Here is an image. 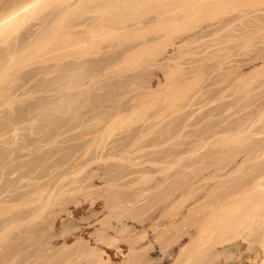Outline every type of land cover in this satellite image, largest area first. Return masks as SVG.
Segmentation results:
<instances>
[{
	"label": "bare ground",
	"instance_id": "6f19581e",
	"mask_svg": "<svg viewBox=\"0 0 264 264\" xmlns=\"http://www.w3.org/2000/svg\"><path fill=\"white\" fill-rule=\"evenodd\" d=\"M148 1L149 0H10V1L7 0V2H6V0H5V1H3V4L5 2L6 3L4 5L1 4L2 6L0 7V45L5 43L6 46L0 47V83L5 84L3 82L7 81L6 83L9 82L8 83L9 85H7L6 88L4 85V87L2 88L3 90H0V97H4L3 104H7L9 107H11L13 109H14V107H12L13 106L12 103H14V102L21 103V107L23 106L22 108H25V109H26V105L27 104L29 105L28 102H30L31 100L34 99L32 101V103L36 100H37V102L33 103L34 106H36L34 108L35 110L29 109L30 111H25V114H22L21 117H19V118L18 117L16 118L14 116L15 109L13 111L10 108L12 111L9 110L6 113L7 116L3 117V118L7 117L8 122H6V123H8V125L5 126L4 125V124H6L5 122L3 124V120L6 121L7 119L6 120L3 119L0 122V126L2 123V127H0V143H1V145H0V264H139L138 262H140V261L142 263H144L141 260V258H143L144 256L146 257V254H148L151 251V250L147 251L146 249H147V246L149 247L152 244H150L149 239H147L148 245H147V243L144 245V242H146V239H144V238H149L148 236H151V235H148L149 229H147V228H148V226L149 227L151 226L150 224L152 223V221L148 226L147 225H146V227L144 226L145 228L143 227L144 229L142 228L143 230L138 231L137 233L133 232V230L129 228V226L126 222L128 219H131V218H135L137 220L142 221V219H138V218H142L141 213L143 214V213L147 212V209H150L148 207L147 208L144 207L149 203V201H147L148 203L145 202L146 205L145 204H143V205L141 204V206L136 205L137 203H136V201H134L136 199L134 198L133 195H136V198H138V197L140 198V196L142 197V196L146 195V194H144V191L147 192V194H148V191H150L149 194L152 193V197H153V195H155V191L158 190L157 188L159 187V185H162V183H163V186L165 184V186L167 188L166 190H168L169 187L171 186V184H170L171 179L170 178H172L173 175L167 176L166 179H165V177L164 178L161 177L163 181L166 180L164 182L160 181L159 183H157L159 178H157L158 180L155 179L156 183H157V184L155 183L157 186H155L153 184L155 186V188L153 186H151L152 184L149 185V182L152 183L153 175L160 174L164 169H165V171H168L167 169H169L171 167V165L174 164L175 161L178 162V159H176L177 156H179V160H182V159L185 160L184 156L181 155V157H180V155H178L177 152L174 153L176 150L175 151L172 150V148L167 145L170 143L171 138L175 137L174 139H176V136H174V135H171L172 137L170 136V133H169L170 129L169 128H171V127L168 126V124L171 125L170 123L173 122L174 120L171 118L173 121H167L166 125L163 124L166 127L162 129V127H164L162 125V127H160L161 131L158 132L159 134L158 133L154 134V131H159V130H156L157 127L155 126V124L156 125L162 124L160 122H163L164 120L166 121L167 118H163V116H162L160 118H163V119H162V121H160L161 119L159 118V116L153 117L155 114L152 116V118L149 116L150 117L149 120L145 119L147 122L145 120L144 121H145V123L150 124V125H152L151 122H153V124L156 128H153L154 126L152 127L153 129H150L151 128L150 126H149L150 128H148L152 131L151 133L153 135L150 132H148L150 130H147V128H146L147 126L144 127V124H145L144 123L143 127H144V129H146L147 132L146 131L144 132V130H142L143 127H141V129L140 130L138 129V131L134 130L135 133L137 135H139V131L142 130L144 132L143 135H145L144 137H146L148 135H152V136L149 137L147 140H144L147 137L144 138L143 135H141L142 134L141 133L142 131H141L140 132L141 134H140V136H138V138H143L144 141L141 142V140L139 139L140 140L139 141L140 143H139L137 141L138 139L136 138L137 139L136 141L138 143L136 141H135L136 143L135 142L133 143V142H131V139H129V141H128V138H130L129 137L130 135L129 136L127 135L124 137L121 136L118 139L114 138V139L109 141L108 140L109 138H107V137L105 138L104 135H103L104 136L103 137L102 134L101 135L99 134V132L97 131L98 130L97 126H99L101 123H105L106 122L105 119H107V121H108V123H106V125L108 126L110 124L109 122H111V120H109V118L110 119L111 118L116 119L115 117L105 118L107 115L103 118L100 117V119H101L100 121H102V119H103V121L98 122L99 119H97L96 120L97 122L95 121L96 123L95 124L93 123L94 126L97 125L96 126L97 130L94 131L91 128L92 124L90 123V120L88 122L86 119V121L89 123L91 130H89L90 128L87 125L83 124L86 121L82 120V118L79 119V118H77V116L75 117L74 115H73L74 117H69V118H64L65 116H63L64 114L69 113L68 112L69 109H71L70 112L73 110V108H74L73 105L77 106V104H73V103H75V102L77 103L78 101L80 102V100H81V98H80V100L77 98V101H76V97H79L76 95L79 92L76 93L75 89L78 86H82L85 79H87V80H85V82L88 83V81L90 80L89 78L92 77L93 74H95V73H92L95 70L94 66L91 67L92 62L95 61V59L93 61H91L92 58L88 57V56H85L88 58L84 59L85 58L84 55H86V54L88 55L90 53V51L92 52V50L95 48L97 50H99V52H100L102 50L105 51L109 47H113L116 50V52H114V53H116L117 55H118V52L119 53L121 52V54H127L124 51L127 50V52H128L130 49H131V51L135 49V51H133L132 53H134V52L136 53V49L139 52V50L141 48H143V46H144L143 43L145 41L139 42V43L143 44V46H139V49H138L139 43H138V45L133 44L134 45L133 46V45H129L128 44L129 42L128 43L126 42L125 44H128V47H129V49H128L127 46H126V48H124L125 45L123 43H121L122 48H118V46L120 47L121 44L114 45V46H117V48H116L114 46H111L110 45L111 43L108 44L110 41L107 40L108 43L104 42L105 39L102 40L101 38H99L98 40H96V42H95V39H94V41H91V40H93V38L96 37L97 32H99L100 29H104V28L105 29L107 28V30L109 28V32L110 31L112 33L115 32L116 34H117V32H118V34L120 32H121L120 34H122V31L125 32L126 30H129L127 32H133V31L135 32L137 30H141L142 33L139 31L141 34L147 35V33H149V30L146 28H148V27H146V26L141 27L142 29H144V31H142V29H140V26H142L141 20L139 22L137 21L138 24L140 23L139 27H138L136 20L134 21V23L136 22L135 25H134V23H131L130 21H128L134 25L133 27L139 28V29H135L132 27L134 30H131L132 25L130 26V23H128L129 25H126L127 20H125V19H143L140 16H139L140 18L135 17L136 14L133 12L137 8H139L140 5H145ZM249 1L259 2L261 0H173V2H175L174 6H172V7L164 6L160 9H158L156 7L157 9H154L152 12V13L155 12V14H153L152 16H149V18H147V19H155V20L158 19L159 20L160 18L163 17L162 15H164V17L162 18V22L165 21V23L161 24L160 26H162V25L166 26L167 23H166L165 19H167V22L172 19L174 21L171 20V22L175 23V19L180 18L181 16L183 17L184 15L185 16H192L194 14H197L199 11L205 9L207 6L219 5V4H231V3H237V2H249ZM156 6H158V5H156ZM160 6H162V5H160ZM80 7H82V9H80ZM50 8H51V11L47 13L46 10H49ZM130 10L133 13V14L131 13L132 15L127 13L128 11L131 12ZM45 11H46V13H45ZM257 11H258V9H257ZM178 12L182 13V15H180V17L178 16L176 18V15H178V14H176V15H173V14L178 13ZM41 14L43 15V17L40 16ZM185 16H184V18H185ZM242 17H241V19H242ZM244 17H245V15H244ZM34 18H36V19H34ZM70 19H73V22ZM75 19H83V20L77 21ZM109 19H112V20L108 21L110 23H112L114 21H115L114 23H117V21H119V19L124 20L126 23H124V21L120 20L121 22H123L124 25H122V24L121 25H114V23L113 24H107V20H109ZM180 19L182 20L183 18H180ZM69 20H70V22H69ZM74 20L76 22H74ZM103 20H105V21L103 22ZM158 20H156V21L161 22V19H160V21H158ZM105 22H106V24H104ZM153 22H155V21H152V24H153ZM157 22H155V24ZM37 23H39V26L36 25ZM33 24H35L38 27L36 31L30 29L31 25H33ZM147 24H149V22H147ZM147 24H144V25H147ZM35 25H34V27L36 28ZM149 25L151 26V24H149ZM168 25H169V27H164V31H162L163 26H162V28L160 26H158L159 27L158 31H157L158 27L157 26L154 27V28H156L154 31L155 32L157 31L158 34H159V31L160 32L162 31V32H165L166 34H168L169 36L171 34L173 35V24H171L172 25L171 30H170V24L169 23H168ZM165 28L166 29L169 28V32L172 31V33L169 34L168 30L166 32ZM149 29H151V28H149ZM160 29H162V30H160ZM146 30H148V31L146 32ZM151 30H150V32H151ZM127 32H125V33H127ZM27 34H29V35H27ZM136 34H131V35H133L132 40H135V38L137 40L139 38V37L137 38V36L141 35V34H137V35ZM166 34L163 36L161 35L162 38L165 36L163 38V41H166L165 39L169 38L168 35H166ZM172 35H171L170 39H168L169 41L172 40V38H173ZM89 36H91V39H88ZM154 36H156V35H154ZM141 37H142V35H141ZM145 37H144V39H145ZM100 39L102 40L104 45L101 43V41L98 42ZM151 40L149 39L148 41H149V43L152 44L153 42H150ZM157 40L159 42L162 41V40H160V38H157ZM138 41H139V39H138ZM158 41H156V42L154 41V44L155 43L158 44ZM97 42L99 44L101 43L102 46H100L99 44L95 45V43H97ZM105 43H107V44H105ZM146 43H147V41L145 42L144 48L146 49V47H148L149 49H151V44L147 45ZM130 44H132V43H130ZM155 46H153V47H155ZM109 49H111V51H112V48H109ZM109 49L107 52L110 51ZM29 50L30 51L32 50V52H31L32 55L40 54L39 55L40 59L42 61H45V62L48 61V63L45 65H42V66L34 67L25 73L19 74V72H18L19 68H17L18 62H20V60L24 59V57H22V56L24 55L25 52H28L29 54H31L29 52ZM141 50L143 51V49H141ZM146 50H148V49H146ZM93 51H95V50H93ZM104 51H102V52H104ZM107 52H104L103 55H105V54L107 55ZM122 52H124V53H122ZM79 54H81V55H79ZM45 55H49V57L45 58L44 57ZM75 55L80 56V61H78L79 58L75 59L77 57ZM127 55H129V54H127ZM71 56H75V57H73V59L70 58L71 60L67 59L68 61L64 60L66 57H71ZM81 56L84 57V58L82 57L84 59L83 61L81 60L82 59ZM101 57L104 58L105 56L103 57L101 55ZM107 57H105L106 59L104 61H101V60H103L102 58H101V60H99L100 58L96 60V61L99 60V63H100V61H101V63L103 62L101 64L102 68H103V69L101 68L102 70H104V68H107V66L108 65L110 66V64H111L110 59ZM61 60H63V62H61ZM106 60L109 62H107ZM115 60H116V58H115ZM169 60H171V58ZM90 69H92L93 71L91 72ZM97 72H99V71L97 70ZM97 72H96V74H97ZM97 76L93 75V77H96V78H97ZM96 78H94V80ZM87 83H85V84L87 85ZM88 87H89V85H88ZM78 88H77V91L79 89H82L83 87H80L79 89ZM82 92L85 93L84 91H81V93ZM81 93H79L80 97H82ZM83 95H86V93ZM47 97H49V98H47ZM44 99L46 100L45 101L46 106L45 105L43 106L42 103L38 106L37 103L39 102V100H44ZM79 102H78V104H79ZM84 102H85V100H84ZM87 103H88V101H87ZM81 104H83V103H81ZM10 105H12V106H10ZM28 105H27V108H29ZM31 108H33V106ZM77 108L75 107L74 109L76 110ZM109 108H111V107H109ZM48 110L51 112L47 115L46 113H48L47 112ZM97 110H98V108H97ZM76 111H75V113H76ZM20 113H22V112H20ZM43 113L47 116H44ZM118 113L115 115H118ZM159 113H161V112H159ZM89 114H91V113H89ZM103 114H104V112H103ZM123 114H120V115L122 116ZM78 115H79V113H78ZM84 115H85V112H84ZM108 115H109V113H108ZM111 115H113V114H111ZM62 116H63V119L61 118ZM91 116H93V114ZM46 117H48L47 118L48 119V127H49V123L51 124V122L53 123L55 120L57 123L58 119L60 120V118L62 120L67 119V121H69V122H67L65 120H64V122L61 121V122H63V124H61V122L60 123L58 122L59 125L61 126V130L63 127L65 129L66 126L64 124L66 122L68 124V123H70V121L73 122L77 119L76 121L83 124L85 128H87V127L89 128L88 130L90 133L84 132L87 129L82 130L84 133H86V134L88 133L89 135L92 136V135L96 134V131H97L99 138L97 136L96 137L98 139H100L102 136V139L99 141H98V139H95L94 141L91 140L92 143L93 142L95 143V141L97 140V143H95L97 145L92 144L90 142V145H89V143H88V146L86 144L87 148H85L86 147L85 146L84 147L85 149L84 148H81V149L86 150V149H88V147L90 148L91 145L92 146L95 145L96 148H94V150L92 151L93 152L92 154L93 155L95 154L99 159H100V157L103 159V157L105 156L104 154H108V155H106L108 157L110 154L111 155L110 158L112 157V159H115V158H117L116 157L117 153H121V156H122L121 157L118 155L119 156L118 158L121 157L120 159H123V158H126V156H127V159H129L130 157L128 158V155H126L129 153L130 155L132 154L131 155L132 159L131 158L129 159L130 163L129 164H127V163L126 164H124V163L123 164H120V163L113 164L114 163L113 162L109 166L105 165L106 167L104 169L102 167H101L102 168L101 169L99 166L98 169L104 170V171L102 172V174L98 173V175H100V177L104 176L106 178V184H107V182L109 184L108 187L104 185L105 187L103 188L101 186L102 189L101 188H94V187H97V186H95V185H97L95 177L96 176L98 177V175H97V170L95 171L94 164H93V163H95L93 161H95V160L100 161L101 159L99 160L98 158L96 159L95 157H94L95 160H93V158L90 159V157H93L92 155L90 157H87V154L90 153V150L88 152V150L83 151V150H79V148L75 149L72 153L67 154L65 156V159H63L62 161L55 164V167L50 169L52 171H50L47 175H42L43 177H45V176H48V177L42 178L40 176H35L34 173H35V171L37 172V170H36L37 168L35 170L29 169L32 166L34 168V165H32L31 167H28L30 160L28 158H26V157L34 154L31 150H29L30 144L34 143L33 145H35L36 143L41 142V144L35 146V149H37L36 153L40 152V151L42 153H44L42 151V149L47 148L48 143L54 144L55 141L59 140L58 138H60V136L63 137L62 136L63 133L58 132L55 134L54 133L50 134L48 139H44L45 134H42L41 132L44 133L45 131L39 130L40 128H42L41 126L43 124L40 125L39 122L41 121V123H43L44 122L43 120ZM67 117H68V115H67ZM119 117L120 116H118L117 118H119ZM96 118H97V116H96ZM177 118H176V120H177ZM84 119H85V117H84ZM155 119L156 120L158 119L157 121H159V124L155 123L156 122ZM94 120H95V118H94ZM148 121H149V123H148ZM88 123H86V124H88ZM97 123H100V124H97ZM234 123H236V122H234ZM180 124H181V122H180ZM185 124H186V122H185ZM231 124H233V122ZM245 124H247V123H245ZM56 125H58V124H56ZM106 125H103L104 126L103 129H105ZM241 125L243 127L244 124H241ZM159 126H161V125H159ZM244 126H246V125H244ZM55 127H57V126H55ZM242 127L240 126V128H239V125H238V128L240 129L238 134H240V132L242 133V131H241ZM96 128L94 127L93 129H96ZM238 128L234 127L233 130H235V132H236V130ZM247 128H248V126L246 128L243 127L244 130L245 129L248 130ZM72 129L74 130V127ZM72 129H71V131H72ZM180 129L178 131L175 130L176 133L177 132L180 133V131H181ZM186 129H187V127H186ZM78 130L79 129H77V131ZM100 130H102V129H100ZM91 131H92V133L93 132L94 133L92 134ZM182 132H184V130H182ZM227 132H228V134H230L229 131H227ZM227 132H226V134H227ZM237 132H238V130H237ZM66 133H67V131H66ZM68 133H69V131H68ZM82 133H80V134H82ZM135 133H133L132 135L134 136ZM179 133H178V136H181V134H182L181 144H185L186 143L185 140L191 132L190 133L184 132L181 134H179ZM253 133H255V132H253ZM232 134L234 136V132ZM137 135H135V136H137ZM74 136L76 138V135H74ZM80 136L83 138L82 135H80ZM85 136L86 135L84 134V137ZM64 137L67 138L66 136H64ZM78 137L79 136H77V139H74V137L72 139H74V141H76V140L78 141ZM81 137L79 139H82ZM96 137L94 136V138H96ZM68 138L71 139V137H68ZM85 138H83V139H85ZM174 139H172V140H174ZM43 140H47V141L49 140V141L47 142V141H43ZM67 140H69V139H67ZM42 141L44 142L43 144H42ZM62 141H64V140L62 139L61 142ZM45 142L47 143L46 144L47 147L45 146ZM70 142H71V140H70ZM58 143H59V141H58ZM66 143H68V142H66ZM173 143L176 144L173 141H171L170 144L173 145ZM62 144H64V143H62ZM33 145L31 147H33ZM43 145H44V147H43ZM56 145H57V143H56ZM56 145H55V147H56ZM58 145H60V144H58ZM163 145H164L163 149H161V150L156 149V147L160 148V146H163ZM179 145H180V143H178V146ZM173 146H175V145H173ZM182 146H186V144L181 145V147ZM258 146H259V144L257 145L256 143H254V144L251 143V146L249 147V149L248 150L246 149L245 151L252 154L253 157L256 158V157H258L257 151L260 150L258 148ZM132 147H137V148L134 149ZM60 148H62V147H60ZM35 149L33 148L32 150H35ZM174 149H176V148H174ZM26 150L27 151L29 150L30 153H24V151H26ZM49 151L47 153L51 154V152H49ZM64 151H66V150H64ZM79 151L80 152L83 151V152L81 154H78V153H80ZM118 151H120V152H118ZM181 151H182V149H181ZM62 152H63V150H62ZM122 153H124V154H122ZM49 154H47V155H49ZM246 156H248V155H246ZM44 157H45V155H44ZM108 157L106 159H108ZM41 158H43V157H41ZM141 158L144 160H142ZM187 158L188 157H186L185 161H187ZM51 159H53V158L51 157ZM127 159H126V162H129V161H127ZM134 159L135 160L137 159V160L135 161ZM138 159H141V160L139 161ZM36 161H38V160H36ZM156 162H159V163L156 164ZM161 162L165 166H167L169 164L170 167L167 166L166 168L164 167L162 169L160 167L161 172L160 173L157 172L160 170H157L155 172V169H157V167L155 168V165L161 164V166H162ZM92 164H93V168H92ZM90 167H91V169H90ZM184 167L186 168L187 165L185 164ZM170 169H169V171H170ZM258 171H260V170H258ZM178 172L181 173L180 176L183 175V177L185 178V184L183 182L184 186H187V185L190 186L188 184V182H190V181H188L189 179L188 180L186 179V178H188L187 175H189V173L187 172L188 173L187 174L186 171H185V173L177 171V173ZM155 173H157V174H155ZM179 173L177 175H179ZM169 174H172V173H169ZM169 174H167V175H169ZM263 174H264V171H262V174L259 173L256 177L252 178V180L250 178H246V179H250V180H245V183L243 182V184L247 183V188L246 189L244 188V190H242V192L246 191V193H247L248 191H250L251 189H254V188H261V189L264 188V180H263L264 176H263ZM160 175H163V174H160ZM175 175H176V173H175ZM164 176H166V174H164ZM59 177H60V179H59ZM241 178H243V177H241ZM244 178H245V176H244ZM62 179H64L65 181L67 180V181L65 183L63 181H62V183H60V181ZM24 180H26V181H24ZM32 180H34V181H32ZM177 181H174V182L176 184H178ZM183 181H184V179H183ZM243 181H244V179H243ZM180 182L181 181H179V184H180ZM171 183H172V181H171ZM175 183H172V184L174 185ZM176 184H175V186H176ZM243 184H241V185L243 186ZM15 185H18V186L16 187ZM173 185H172V187H173ZM180 186H182V184ZM184 186H183V189H184ZM188 186H187V188H188L187 190L186 189L181 190L182 192H184L186 190L184 192V194L190 193V191H191L190 187L192 188V185L190 187H188ZM237 186H235V187H237ZM239 187H241V186H239ZM244 187H245V185H244ZM176 188L178 189V186ZM238 189L241 190L242 188H238ZM238 189H237V191H239ZM166 190H164V191H166ZM171 190H173V189H171ZM152 191H154V194ZM188 191H189V193H188ZM175 192H176V190H175ZM160 193H161V191H160ZM232 193L235 194L237 192L235 191ZM168 194H170V193L168 192ZM173 194H174V192H173ZM184 196H186V195H184ZM149 197H151V195L148 196V198ZM156 197H158V196H156ZM174 197H172V198L174 199ZM99 198H104L103 199L104 202L102 201V203H104L103 204V205H105L104 207L109 209V212H108L109 214L107 213L108 215H105L103 218L99 215V212L101 211V210H99L101 208V206L99 204L100 202L99 201H98L99 203L97 202V200H99ZM148 198H146V199H148ZM153 198H154V200H157V198H155V197H153ZM158 198H160V197H158ZM166 198L168 199L169 197H167V195H166L164 199H166ZM170 198L168 200L166 199L167 201H169L168 203L171 202ZM184 198L179 197L178 199H184ZM186 198H185V200H186ZM255 198L258 199V197H255ZM139 201H141V200H139ZM150 201L153 202L152 199ZM252 201H253V199H252ZM250 202H251V200H250ZM71 203H72V205H71ZM159 203H155V204L153 203V204L155 206L156 204H159ZM98 204H99V207H98ZM151 204L149 203L148 206ZM69 205H71V206L74 205V206L71 209V208H69L70 207ZM43 207L44 208L47 207L46 210H48V207L50 208V211H48V213H46V211L43 210V212L45 211L43 214L46 213L45 216L42 215V213L39 214L41 209H44ZM173 207H174V205H173ZM214 207L216 208V206H214ZM169 208H171V205L169 206ZM204 208H206V207H204ZM143 209H144V211L145 210L146 211L144 212ZM165 209H167V208H165ZM171 210H172V208H171ZM171 210H169V211H171ZM203 212L205 213V211H203ZM263 212H262L261 216L259 215L261 218L257 214V216L262 221L259 218H257V216H256L254 219L253 225L255 226V224H256V226H257L258 223H260L259 224L260 227L258 226V228L262 229L261 234L264 237V214H263ZM147 213L149 214V212H147ZM167 213H168V211L165 213V215H168ZM246 213L247 212H245V214ZM161 214H163V213H161ZM41 215H42V217H40ZM152 215H153V213L152 214L150 213V216H152ZM199 215H201V214H198V216ZM207 215H208V213H206V216ZM144 216H146V215H144ZM184 216H185V214H184ZM201 216L199 217V221L196 219V221L199 223L197 225L198 228L196 227L197 228L196 233L194 232L195 238L193 237V234H192V239H194L193 240L194 242H197V241H195V239H197V237H199L198 238L199 239L198 244L202 240L201 238H203L204 232H206V228H205V226H203V224H205V223H203L204 219L202 220ZM206 216H204V217L207 218ZM246 216H247V214L245 216L240 217V218L244 219ZM153 217H154V215L152 216V218ZM186 217H188V216H186ZM195 217H196V215H195ZM204 217H202V218H204ZM237 217H238V215H237ZM182 218L186 219L183 216H182ZM144 219H145V217H144ZM200 219L202 222L200 221ZM182 220H180V222ZM186 220H188V218ZM205 220L207 221V219H205ZM256 220L261 221V222L256 223ZM153 221H156V220H153ZM242 221L240 219L239 222H242ZM167 222H169V221H167ZM197 222H196V224H197ZM207 222H206V224H208ZM235 222H238V221L235 220ZM154 223L155 222L152 223L151 227L156 228L154 225H156L157 222H156V224H154ZM177 223L178 222H176V224ZM184 223H186V221ZM184 223H182V224H184ZM233 223H234V220H233ZM168 224L169 223H167V226H168ZM236 224L237 223H235V225ZM170 225H169L167 231L165 229L163 231L164 232L166 231L168 234H170L174 229L173 228L172 231H170L171 230ZM237 225H239V224H237ZM173 226H174V223H173ZM215 226L217 227V225H215ZM226 226H224L225 229L227 228L226 230H229L230 229V228H228L229 226L228 225H226ZM254 226L251 225V227H254ZM210 227H212V226H210ZM169 228H170V230H169ZM176 228H177V225L175 226V229ZM208 228H209V226H208ZM219 229H217V230H219ZM225 229H220V230L225 232ZM253 229H255V228H251V231ZM175 231H177V230H175ZM179 231L180 230L178 229V232ZM209 231H210V228H209L208 232ZM166 232H165V234H166ZM202 232H203V234L201 235ZM214 232H215V234L217 233L216 230ZM214 232H213V234H214ZM218 232H220V231H218ZM228 232H230V230L226 231V233H228ZM256 232H257V230H256ZM133 233H134V235H133ZM174 233H177V232L173 231V234ZM258 233H259V231H258ZM210 234H212V232ZM210 234L207 233V236H209ZM166 235H164V237ZM177 235H178V233H177ZM177 235L175 234V236H177ZM180 235L178 236V238L181 237ZM222 235H223V233L220 234L221 237H220V240H218L219 237L217 234V237H216L217 242H215L216 239L213 240L215 238V237H212L213 235L209 237L210 239H211V237L213 238L211 240H208V237H207V239H204V240L209 241L206 244L208 246L210 245L209 246L210 250L208 248H207V250H205V248H206L205 246H204V249L203 248L200 249L201 245L198 246L194 242H193L194 245H197V246H194L195 249L193 250L191 248L192 249L191 250L190 249V247H192L191 244L193 245V243H191V241H188V243H183V244H181V242H180V245H178L176 242L177 239H175L176 241L175 240L174 241L176 242V245H178V248L174 249L175 243H172V244H174V246L172 248L173 250L169 251V256H168V254L166 256V259L168 257H170L169 259H171V261H169V263L167 261V264H176L178 261H180L181 255H184L183 254L184 252L186 254V251L188 249H190L191 251L187 252V254H186L187 257L184 256L185 258L184 259L182 258L183 261L180 264H201L202 263L201 259L206 254H209V253L211 254L212 260H210L209 261L210 263L208 262V264H264V251H262L259 247H256L254 249L252 248L253 249L252 252L250 251V253L244 254L245 250L249 249V246L244 244L245 239H244V241H242V240H240V241L236 240L235 241V239H232L233 237L230 238V236H229V238H228L227 236H222ZM224 235H226V234L224 233ZM255 235L256 234H254L252 236H255ZM168 236H170V235H168ZM171 237H169V238H171ZM225 237H226V239H225ZM204 238H205V235H204ZM173 239H174V236H173ZM190 239H191V237L189 238V240ZM162 240H163V238H162ZM162 240L159 239V241H162ZM169 240L167 237V241H168L167 245L169 243ZM204 240H202V242H205ZM224 240L226 242H229V243L227 244ZM230 240H232L233 242H230ZM125 241H129L128 242L129 245L131 244V247L129 248L130 251L127 254L125 253L124 247H123ZM151 241H153V240H151ZM140 242H141V244H140ZM162 242H160V243L161 244L165 243V241H164V243H162ZM170 242H173V241L170 240ZM210 242H213V243L211 244ZM223 242L226 244H224ZM253 242H254V240H253ZM172 244H169L168 246L172 247L171 246ZM188 244H190L189 248H188ZM200 244H204V243H200ZM167 245L164 244L163 246L165 247ZM149 248H151V247H149ZM202 249L204 250L205 253L198 251V250L203 251ZM167 250H169V249H167ZM207 252H209V253H207ZM233 252L234 253L236 252L237 256L233 257L234 256ZM201 253H202L203 257L201 255ZM200 255H201V258H200ZM220 255H222V256L224 255L225 259L213 262V260L216 259L217 257H219ZM148 257H146V258L149 259L150 257L149 258ZM146 261H148V260H146ZM161 261L158 260V261H156V263H153V264H166L164 262L162 263ZM149 262H150V260H149ZM153 262H155V261H153ZM149 264H152V263H149ZM177 264H179V263H177ZM203 264H205V263H203ZM206 264H207V262H206Z\"/></svg>",
	"mask_w": 264,
	"mask_h": 264
},
{
	"label": "rangeland",
	"instance_id": "374dc122",
	"mask_svg": "<svg viewBox=\"0 0 264 264\" xmlns=\"http://www.w3.org/2000/svg\"><path fill=\"white\" fill-rule=\"evenodd\" d=\"M3 1H5V0H0V7L7 2V0H6V2L3 4ZM174 3L175 2H173V0H149L145 5H140V7L137 9L135 8L136 10L133 12L136 14L135 17L140 16L143 19H125V20H127L126 25H129L128 23H130V22L134 23L135 20H136V22L137 21L139 22L141 20L142 26H140V23L138 24V22H137L138 27L140 26V29H142L141 27H145V26L148 27V28H146L149 30V33H147V35L141 34L142 33L141 30H137L135 32L134 31L133 32H127L129 30H126L125 32H127V33L122 31L123 35L120 34L121 32L119 34L117 32V34H116L115 32H113V33L111 31L109 32V28H108V30H107V28L106 29L105 28L100 29L101 31L99 30V32H97V35H96L97 38L94 37L93 40H91V41H94V39H95V42H96V40L101 38L102 40L105 39L104 42L108 43V41H110L108 44L111 43L110 44L111 46H114L117 44L119 45V44L123 43L125 45L124 48H126V46L128 47V44L129 45H133V44L138 45V43L141 41L142 42L147 41V43H146L147 45L151 44V43H149L148 40L152 39L150 42H153L152 43L153 45L151 44V49L146 47V49H148V50H146L144 48L145 42L143 43L144 46L142 43H139L138 49H139V46H143V48H141V49H143V51L141 49L139 50V52L136 49V53L135 52L132 53L133 51H135V49L132 51L130 49L129 50L130 52L129 51L127 52V50L124 51L129 55L121 54V52L120 53L118 52V55H117L116 53H114V52H116V50L113 47H109V48H112V51H111V49L108 48L110 50L109 52H107L108 49H106L105 51L102 50L104 52H107V55L106 54L103 55L104 52L100 51L101 52L100 53L99 50H97L96 48L93 49L95 51L92 50V52L90 51V53L88 55L87 54L84 55V57L85 56L91 57L92 58L91 61H93L94 59L96 61L99 58H100L99 60H101V58H102L101 55L103 57L108 56L107 58L110 59L111 64H110V66L108 65L107 68H104V70H102L103 68H102L101 64L103 62L101 63V61H104L106 59L105 57L102 58L103 60H101L100 63H99V60L96 62L95 61L92 62L91 67L94 66L95 70L93 68L92 69L94 70V72H92L93 71L92 69H90V70L92 73H95L93 75H95V76L98 75L97 78L93 77V75H92V77L89 78L90 82L88 81V83H87V82H85V80H87V79L84 80V82L87 83V85L83 82V84L81 83L82 86H78L79 88L83 87L82 89H79L77 87L80 91L79 90L77 91V88L75 89L76 93L77 92L81 93V91H84L86 93V95H83V94H85L83 92L81 93L83 98L80 97L79 93H77V95H76V96H79V97H76V101H77V98L79 100L81 98L80 102L83 103L86 107L83 104H81L79 101H78L79 104H78V102L76 103L74 101L75 103H73V102L72 103L77 104V106L73 105V107L74 108L78 107L76 109L77 111L72 107L73 110L70 112L71 109H69V111H68L69 113L64 114L63 116H65L64 118L77 116V118H79V119L82 118V120H85V121L87 119L88 122L90 120V123L92 125H93V123L95 124L97 122L96 121L97 119H99L98 122H102L103 119H102V121H100L101 120L100 117L103 118L106 115L107 116L105 118L115 117L116 119H113V118L110 119L109 118V120H111V122H109L110 124L108 126L106 125V123H108L107 119H105L106 120V122L104 121L105 123H101V124L97 123V124H100L99 126L96 125L98 130H97L96 126H94V125L93 126L96 129H93L94 127L90 124L92 130H94V131L97 130L100 135L102 134V136L104 135L105 138L106 137L109 138L108 139L109 141L114 139V138L118 139L121 136L124 137V136L130 135L129 136L130 138H128V141H129V139H131V142H133V143L137 139H138L137 140L138 142L140 140H141V142L144 140H147L149 137H151L153 135L151 133L152 131L150 129L157 127L156 130H159V131H154L155 129L153 130L154 134L155 133L157 134L158 132L161 131L160 127H162L163 124L166 125L167 121H173L174 120L173 122L170 123L171 125L168 124V126L171 127V128H169L170 129V131H169L170 136L171 135L176 136V139H174L175 137L173 136L174 138H171L170 140L175 142L176 144L173 143V145H175V146L171 145L170 144L171 141L169 143L170 145L167 143L166 144L168 146H170L172 148V150H174V151L176 150L174 153L177 152V154L180 155V157H181V155L184 156L185 160H186V157H188V158H187V161H185L184 159L179 160V156H177L176 159H178V162L174 160L175 162H174V164H172L173 166L171 165V167L168 164L167 166H169L171 169L169 168L170 171H169V169H167L168 171H165V169H164L163 171L165 173L163 171L161 172L160 167L162 169L164 167L166 168L167 166H165L162 162H161L162 166L164 165L163 167L161 166V164L155 165V168L157 167V169H155V172L157 170H160L157 172H159V173L161 172L160 174H163V175H160L157 173H155L157 175H153V179H152L153 181L151 180L152 183L149 182V185L152 184L151 186H153L154 188H155V186H157L156 185L157 183H159L160 181H163L162 178L165 177V179H166L167 176L173 175L172 176L173 179L170 178L171 179L170 180L171 186L169 187L168 190H166L167 188H166L165 184L163 186V183H162V185H159V187L157 188L158 190L155 191V195L160 197L162 200L165 198L166 195L169 198L171 197L170 203H168L169 201H167L169 198L168 199L166 198L167 200L164 199L162 201L160 198L153 195V197L157 198V200H154V198L152 197V193L149 194L150 191H148V194H147V192L144 191V194H146V195L142 196V197L140 196V198L138 196H137L138 198H136V195H133L134 198L136 199L134 201H136V203H137L136 205H138V206H141V204L142 205L145 204V202H147V201H149V203L150 204L152 203V204L149 206H148V204H149L148 202H147L148 203L147 205L145 204L146 206H144V207L145 208L148 207L150 209H147V212H149V214L147 212H145L146 210L144 211L145 208L143 209V211L145 213H143V214L141 213L142 218H138V219H142V221L137 220L135 218L128 219L129 221L127 220L126 223L128 224L129 228L132 229L133 232L137 233L138 231L143 230L146 227V225L148 226L151 223V221H152V223L155 222L154 224H156V222H157V224L154 225L156 228L151 227L152 223L150 224L151 225L150 227L148 226L147 229H149L148 232L150 234L148 232L147 233H148V235H151V236L147 235L149 238H144V239H146V242H144V245L147 243V239H149L150 242L149 241L148 242L150 244H152L149 246L152 249L149 248L148 246L146 249L147 251L151 250L148 254H146V257L149 256L150 258L148 257L149 259H147L144 256L145 258L144 257L141 258V260L144 263H142L139 260L140 261V262H138L139 264H149V263L153 264V263H156V261H158V260L161 261L162 259H163L161 261L162 263L164 262L167 264V261L169 263V261H171V259H169L170 257H168L166 259V256H167V254L169 256V251L173 250L172 248H173L174 244H172V243H175L174 249H176V248H178V245H180V242H181V244L188 243V241H191V243L194 242L193 241L194 239H192V234L194 237L196 230L198 228L197 225L199 223L196 221V219L199 221V217L201 215H202L201 219L202 220L204 219L203 223L206 224V222L208 221L207 222L208 224H206V225L202 223L203 226H205V228H206V232L208 234H210L212 232V234L207 236V233L203 231L204 234H203V232L201 233V235L203 234V238H201L202 240L207 239V237H208V240H211V239H213L212 237H215L213 240L216 239L215 242H217V238H216L217 234L219 237L218 240H220V237H221L220 234L223 233L222 236H227L228 238H229V236H230V238L233 237L232 239H235V241L236 240L237 241L238 240L244 241V239H245V243L244 242L243 243L245 245H248L249 249H246L244 254L250 253V251L252 252L253 249L256 247H259L262 251H264V237L261 234L262 229L258 228L260 223H258L257 226L255 224L256 227L253 225L254 219L257 216V214H258V216L259 215L261 216L262 212L264 211V188H262V189L261 188H254V189H251L250 191H248L247 193H246V191L242 192V190H244V188L245 189L247 188V183L243 184V182L245 183V180H250V179L252 180V178L256 177L259 173L262 174V171H264V169H263L264 168V0H261L259 2L249 1V2H237V3H231V4L211 5V6H207L206 8L203 6L205 9L199 11L197 14H194L192 16H185L184 15L186 19L184 18V16L180 17V15H182V13H179V12L174 13L173 15L178 14V15H176V18L179 16L180 18H183V19L181 20L180 18H177V19H175V23L171 22L172 19L171 20L169 19L170 21H168V22H167V19H165L167 25L166 26L162 25L163 30L160 29V30L164 31V27H169V25H168V23H169L170 24V30H171V26H172L171 24H173V35L171 34L172 31L169 32V28H167V29L165 28L166 32L168 30L169 34H171L173 36L172 40L169 41L168 39H170L171 35L169 36L168 34H166L165 32H162V31L161 32L159 31V34L157 32L159 29L158 26L165 23V21L162 22V18L164 17V15H162L163 17L160 18L161 22H157L156 20H158V19L155 20V19H147V18H149V16H152L153 14H155V12L152 13L154 9H157V8L160 9L164 6L172 7V6H174ZM156 5H158V6H156ZM160 5H162V6H160ZM80 9H82V7H80ZM257 9L259 12L257 11ZM46 11H47V13L50 12L51 8L49 10H46ZM46 11H45V13H46ZM127 13L131 14L132 11L131 12L128 11ZM42 14L40 16L43 17ZM244 15H245V17H244ZM241 17H242V19H241ZM34 19H36V18H34ZM160 19L158 21H160ZM70 20L73 22V19H70ZM70 20H69V22H70ZM75 20L80 21L83 19H75ZM75 20H74V22H76ZM105 20H103V22ZM110 20H112V19L107 20V24H113L115 22V21L112 23L108 22ZM120 20H122V19H119V21ZM119 21H117L118 24L114 23V25H121V24L124 25L123 22L120 21L121 22L120 23ZM122 21H124V20H122ZM128 21H130V22H128ZM152 21L157 22L156 23L157 25L155 24V22H153V24H152ZM172 21H174V20H172ZM147 22H149V24H151V26L149 24H147ZM124 23H126V22L124 21ZM131 23H130V26L132 25L131 30H134L133 28H135V27H133V26L135 25V23H134V25ZM104 24H106V22ZM144 24H147L148 26L144 25ZM34 25L35 24L31 25L30 29L36 31L38 28L36 25L39 26V23H37L35 25L36 28L34 27ZM156 26L158 28H157V31L155 32L154 30L156 28H154V27H156ZM162 26H160V27L162 28ZM138 27L135 29H139ZM149 28H151V29L153 28V29L151 30ZM148 30H146V32ZM150 30L152 33L150 32ZM142 31H144V29H142ZM136 33L142 35V37H141V35L137 36V38L139 37L138 38L139 41H138V39L136 40V38H135L136 41L132 40L133 35H131V34H136ZM164 33L166 35H168V37H169V38L165 39L166 41H163V38L165 36L162 38V36L165 35ZM27 35H29V34H27ZM154 35H156L157 37ZM144 37H145V39H144ZM157 38H160V40H162V41L159 42L157 40ZM88 39H91V36H89ZM101 39L98 42L101 41V43L104 45V43L102 42ZM154 41L155 42L158 41V44H156V43L154 44ZM98 42L95 43V45L96 44L98 45L99 44ZM126 42L127 43L129 42V43L125 44ZM101 43L99 44L100 46H102ZM107 43H105V44H107ZM130 43H132V44H130ZM4 46H6L5 43L0 45V47H4ZM153 46H155V47H153ZM114 47L117 48V46H114ZM118 48H122V44L120 45V47L118 46ZM128 49H129V47H128ZM29 52L31 53L32 50L31 51L29 50ZM124 52H122V53H124ZM39 55L40 54L32 55V53L29 54L28 52H25L24 55L22 56V57H24V59H22V60H20V62H18V66L16 65L17 68H19V71H18L19 74L25 73L34 67L42 66V65H45L48 63V61L47 62L42 61L40 59ZM79 55H81V54H79ZM75 56H77L75 59L79 58L78 61H80V56H78V55H75ZM75 56L66 57L64 60L65 61L67 59L71 60ZM44 57L48 58L49 55H45ZM82 57L83 56H81V58ZM88 57H85L84 59H86ZM83 58L81 59L82 61L84 60ZM115 58H116V60H115ZM170 58H171V60H169ZM61 62H63V60H61ZM107 62H109V61H107ZM96 69L99 72H97ZM96 72H97V74H96ZM94 78H96V79L94 80ZM6 82L7 81L3 82L5 84L0 83V90H3L2 88L4 87V85H5V88L7 87V85H9L8 84L9 82L8 83H6ZM88 85H89V87H88ZM47 98H49V97H47ZM33 100L28 102L29 105L28 104L27 105L29 108H27V105H26V109L22 108L23 106L21 107V103H19V102L12 103L13 106L12 105H10V106L14 107V109H15V111H14V109L9 107L7 104H3L4 97H0V122L3 119H5V120L7 119V117H5V118H3V117L7 116L6 113L9 110L10 111L13 110L15 112L14 116L16 118L17 117L19 118V117H21L22 114H25V111H30L29 109L33 110L36 107V106H34L33 103L37 102V100H36L32 103ZM84 100H85V102H84ZM86 100L88 101V103ZM45 101H46L45 99L39 100L40 103L38 102L39 104L37 103V105L39 106L42 103L43 106L44 105L46 106ZM30 104L33 106V108H31L32 106ZM109 107H111L112 109ZM97 108H98V110H97ZM22 109L23 110L25 109V110L23 111ZM75 111H76V113H75ZM20 112H22V113H20ZM47 112L48 113H46V114L48 115L51 111L48 110ZM84 112H85V115H84ZM103 112H104V114H103ZM159 112H161V113H159ZM78 113H79V115H78ZM89 113H91V114H89ZM108 113H109V115H108ZM117 113H118V115H115ZM92 114H93V116H91ZM111 114H113V115H111ZM120 114H123V115L121 116ZM47 115L44 114V116H47ZM67 115H68V117H67ZM63 116L61 117L62 119H63ZM96 116H97V118H96ZM116 116L117 117L120 116V117L117 118ZM149 116L151 118H152V116L153 117L159 116V118L163 116V118H167L168 120L166 119V121L165 120L163 121L164 123L160 122L162 124H159V121H157L158 119L157 120L155 119L156 120L155 123L161 125V126H159V125L155 124V126H156L155 127L153 122H151L152 125L145 123L146 120H149V118H150ZM84 117H85V119H84ZM47 118L48 117L44 118L43 123H41V121L39 122L40 125L41 124L44 125V126L42 125L41 126L42 128L39 129V130L45 131L44 133L41 132L42 134H45L44 139H48L50 134H53V133L55 134L58 132L63 133V135H62L63 137L60 136V138H58L59 140L55 141L54 144L48 143V145H47L48 147L46 146L47 143L45 142V146L47 148L42 149V151L44 153H42L41 151L36 153L37 149H35V146L41 144V142L36 143L35 145H33L34 143L30 144L29 150H31L34 154L31 156H28L26 158H28L30 160L28 167H31L32 165H34V168L32 166L29 169L35 170L37 168L36 169L37 172L35 171V173H34L35 176H40L42 178L48 177V176L43 177L42 175H47L50 171H52L50 169L55 167V164H57L58 162L65 159V156L67 154L72 153L75 149H78V148H79V150H83V151L88 150V152L90 150V153L87 154V157H90L91 155L93 156V157H90V159L93 158V160H95L94 157L96 159L98 158L95 154H94L95 156L92 154L93 153L92 151L94 150V148H96L95 145H97V144H95V143H97V140L95 141V143L94 142L92 143V141H94L95 139H98L99 135H98L97 131H96L97 135L94 134L92 136L89 135L88 133L87 134L89 136L86 133H84V132H89V130H91L89 123L87 121L83 124L87 125L90 129L87 126H86L87 128H85L83 124L76 121L77 119L73 122L70 121V123H68V124H67V122H69V121H67V119L66 120L64 119L65 121H67L64 124L66 127H65V129L63 127L61 130V126L59 125V123L61 121L64 122V120H62L61 118H60V120L58 119L59 123L58 122L56 123V120H55L54 122L58 125H56L54 122H53L54 124L51 122V124L49 123V127H48V119ZM94 118H95V120H94ZM163 118H160L161 119L160 121H162ZM176 118H177V120H176ZM4 122L5 123L8 122V119L6 121L3 120V124H4ZM63 122H61V124H63ZM180 122H181V124H180ZM185 122L187 125L185 124ZM232 122H233V124H231ZM234 122H236V123H234ZM86 123H88V124H86ZM148 123H149V121H148ZM245 123H247V124H245ZM143 124H144V127L147 126L146 127L147 130H150L148 132H150L152 134V135L146 136L147 138L144 137L145 135H143L144 132L146 131V129H144V127H143ZM241 124L246 125V126L243 125V127H245V128L248 126V128H247L248 130H246V129L244 130ZM4 125L6 126V125H8V123H6ZM103 125H106L105 129H103V127H104ZM165 125H163L164 127H162V129L166 127ZM238 125H239V128H240V126L242 127V130H241L242 133L240 132V134H238L239 130H240L238 128ZM55 126H57L58 128ZM0 127H2V123H1ZM73 127H74V130L72 129ZM141 127H143L142 130H144V132L141 130L142 132L139 131V135H137L134 130L138 131V129L140 130ZM186 127H187V129H186ZM234 127L238 128L237 129L238 132L236 130L237 133L235 132V130H233ZM148 128H150V129H148ZM71 129L73 132L71 131ZM77 129H79V130L77 131ZM84 129H87V130L89 129V130L88 131L85 130L83 132L82 130H84ZM100 129H102L103 131ZM179 129L181 130L180 133L179 132L176 133V131H178ZM182 130H184L185 133L186 132L187 133L191 132V133L189 134L190 136L187 134L188 139L186 138V140H185L186 146L181 147V145H185V144H181V142H182V134L181 133H184V132H182ZM66 131H67V133H66ZM68 131H69V133H68ZM227 131H229L230 134H228ZM82 132L86 135L85 136L86 138L84 137V134ZM132 132L135 133L134 136L132 135L133 134ZM226 132H227V134H226ZM233 132H234V136L232 134ZM253 132H255V133H253ZM80 133H82V134H80ZM91 133H92V131H91ZM178 133L181 134V136H178ZM79 134L82 135L83 138H85V139H83ZM140 134L143 135V137L146 139L143 140V138H138V136H140ZM74 135H76V138ZM135 135H137V136H135ZM64 136H66L67 138H65ZM77 136H79L78 141L77 140L74 141V139H77ZM94 136L95 137L97 136L98 138L97 137L94 138ZM102 136L100 139H98V141L102 139ZM68 137H71V139ZM73 137H74V139H72ZM80 137L82 139H79ZM62 139L64 141L61 142ZM67 139H69V140H67ZM172 139H174L175 141ZM70 140H71V142H70ZM43 141H47V140H43ZM43 141H42V144L44 143ZM58 141H59V143H58ZM66 142H68V143H66ZM90 142L92 144H95V145H93V146L91 145L90 148L88 147V149L84 150L85 148H87L88 143L90 145ZM56 143H57V145L58 144H60V145L57 146ZM62 143H64V144H62ZM178 143H180V145H179L180 147L178 146ZM251 143H253V144L256 143L257 145L259 144V146L261 145L260 147L258 146V148L260 150L257 151L258 157H256V158L253 157L252 154L245 151L246 149L247 150L249 149V147L251 146ZM86 144H87V146H86ZM0 145H1V143H0ZM32 145H33V147H31ZM55 145H56V147H55ZM43 147H44V145H43ZM60 147H62V148H60ZM163 147H164V145L160 146V148L156 147V149L161 150V149H163ZM31 148L32 149L34 148L35 150H32ZM81 148H84V149H81ZM132 148L135 149L137 147H132ZM174 148H176V149H174ZM181 149H182V151H181ZM29 150L24 151V153H30ZM62 150H63V152H62ZM64 150H66V151H64ZM48 151L51 152V154L47 153ZM83 151H81V152L79 151L80 153H78V154H81ZM118 152H120V151H118ZM47 154H49V155H47ZM122 154H124V153H122ZM44 155H45V157H44ZM104 155H103L104 156L103 159L101 157H100L101 160L98 158L100 161H97V160L93 161V162H95L93 164H94L95 171L97 170V175H98V173L102 174V172L104 171V170H99L98 169L99 166H100V168L102 167L104 169L106 166L111 165V163H113V162H114L113 164H116V163H120V164H123V163L126 164L127 163V164H129L130 163L129 159L130 158L132 159V156H131L132 154L130 155L129 153L126 154V155H128V158L130 157L129 159H127V156H126V158L120 159L122 157L121 153H117V155H116L117 158L114 157L115 159H112V157L110 158V156H111L110 154H109V157L106 156L108 154H104ZM118 155L121 157L118 158L119 157ZM246 155H248V156H246ZM53 156L54 157L56 156V157L54 158ZM41 157H43V158H41ZM51 157L53 159H51ZM107 157H108V159H106ZM126 159L129 162H126ZM141 159H138V160L140 161ZM36 160H38L39 162ZM142 160H144V159H142ZM159 162H156V164ZM93 164H92V168H93ZM185 164L187 165L186 168L184 167ZM90 169H91V167H90ZM258 170H260V171H258ZM177 171L184 172V173L186 171V173L187 172L189 173V175H187L188 178H186L187 180L189 179L188 181H190V182L187 181L188 184L190 186L192 185V188L187 185L191 189L190 193L188 191L189 194H184V192L188 189L187 186H184L185 178L183 177V175H181L182 176L181 177L180 176L181 173H179V172H178L179 175H177L178 174ZM169 173H172V174H169ZM175 173H176V175H175ZM164 174H166V176H164ZM167 174H169V175H167ZM244 176H245V178H244ZM263 176H264V174H263ZM241 177H243V178H241ZM157 178H159V180ZM246 178H250V179H246ZM59 179H60V177H59ZM95 179H96V184H97L95 186H97V187H94V188H101L102 189V187L104 188L105 186H107V187L109 186L108 182L106 184V178L104 176L100 177V175H98V177L96 176ZM155 179L158 180L157 183H156ZM183 179H184V181H183ZM243 179H244V181H243ZM26 180H24V181H26ZM263 180H264V177H263ZM32 181H34V180H32ZM62 181L65 183L67 180L65 181L64 179H62L60 181V183H62ZM164 181H166V180H164ZM171 181H172V183H175L174 181H177L178 184H179V181H181V182L179 185L175 183L176 184V186H175V184L173 185L171 183ZM183 182H184V184H183ZM181 184H182V186H180ZM241 184H243V186ZM172 185H173V187H172ZM244 185H245V187H244ZM15 186L17 187L18 185H15ZM177 186H178V189L180 188L179 189L180 191L176 188ZM183 186H184V189H186L184 192L181 191V190H184ZM235 186H237V187H235ZM239 186H241V187H239ZM238 188H242V189L239 190ZM171 189H173V190H171ZM237 189L239 191H237ZM164 190H166V191H164ZM175 190H176V192H175ZM160 191H161V193H160ZM235 191L237 193H235V194L232 193ZM152 192L154 194V191H152ZM168 192L170 194H168ZM173 192L175 195L173 194ZM150 195H151V197L148 198V196H150ZM184 195H186V196H184ZM181 196L183 198L187 197L186 200H185V198L184 199H178L179 197L182 198ZM172 197H174V199ZM255 197H258V199ZM146 198H148V199H146ZM103 199L104 198H99V200H97V202L98 201L100 202V203L99 202L98 203L100 204L101 208L100 209L98 208V209L101 210L99 212V215L102 218L105 215L109 214L108 213L109 209L104 207L105 205H103L104 203H102ZM149 199L150 200L152 199L153 202H151ZM252 199H253V201H252ZM139 200H141V201H139ZM250 200H251V202H250ZM153 203L154 204L159 203V204H156L154 206ZM99 204H98V207H99ZM169 204L171 205L172 210H171V208H169V206H170ZM172 204L174 205V207ZM71 205H72V203H71ZM71 205H69L70 206L69 208L72 209V207L74 205L73 206H71ZM203 206L206 208H204ZM214 206H216V208ZM165 208H167V209H165ZM46 209H47V207L44 209H41L42 212L40 211L39 214L42 213V215L45 216L46 213H48V211H50L49 207H48V210H46ZM168 209L171 211H169ZM201 209L203 211H205V213ZM43 210L46 211L45 214H43L45 212V211L43 212ZM167 211H168V213H167L168 215H165V213ZM244 211L247 212L246 213L247 216L244 219H242L240 217L246 215ZM150 213L151 214L153 213V215H154L153 218H152L153 215L150 216ZM161 213H163V214H161ZM206 213H208L207 216H206ZM184 214H185V216H184ZM198 214H201V215L198 216ZM263 214H264V212H263ZM42 215L40 217H42ZM144 215H146V216H144ZM195 215H196V217H195ZM237 215H238V217H237ZM143 216L145 217L146 220L144 219ZM182 216L186 219L188 218V220L183 219ZM186 216H188V217H186ZM204 216H206L207 218H205ZM258 216H257V218L260 217V216L259 217ZM202 217H204V218H202ZM151 218L153 220H156V221H153ZM201 219H200V221H201ZM205 219H207V221ZM240 219H241V221L242 220L243 221L239 222ZM180 220H182V221L180 222ZM233 220H234V223H233ZM235 220L238 222H235ZM167 221H169V222H167ZM185 221H186V223H184ZM195 221L197 222V224ZM261 221L256 220V223L261 222ZM176 222H178V223L176 224ZM167 223H169L168 226H167ZM173 223H174V226H173ZM182 223H184V224H182ZM235 223H237L239 225H237V224L235 225ZM169 225L171 227V230H170V228H169V230L172 231V229L174 228L173 231L177 232L178 235H177V233L173 234V231L171 233L169 232L170 234H168L166 232ZM176 225H177V228L175 229ZM215 225H217V227ZM226 225H228L229 226L228 228H230L229 229L230 232H228V233H226V231H229V230H226L227 228L225 229V227H224ZM251 225L254 227H251ZM208 226L210 228L209 232H208V230H209ZM210 226H212L213 228ZM250 227L255 228V229H253L251 231ZM219 228L225 229V232L221 231ZM164 229L166 230L165 232L167 235L163 231ZM178 229L181 232L180 231L178 232ZM212 229L213 230L215 229L217 231V233L215 234V232H214L215 230L213 231ZM217 229H219V230H217ZM175 230H177V231H175ZM256 230H257V232H256ZM218 231H220V232H218ZM258 231H259V233H258ZM213 232H214V234H213ZM224 233L226 235H224ZM175 234L177 236H175ZM254 234H256V235L252 236ZM133 235H134V233H133ZM164 235H166V236L164 237ZM168 235H170V236H168ZM172 235L174 236V239H173ZM179 235L181 237L178 238ZM204 235H205V238H204ZM210 236H212L211 239L209 238ZM167 237H168V240L170 239L173 241V242H170V240H169V243H168V245L172 244L171 245L172 247L167 245V242H168ZM169 237H171L172 239ZM190 237L192 240L191 239L189 240ZM158 238L160 240H162V238H163V240H162L163 242L159 241ZM198 238L199 237H197V239H195V241H197V242H194V243H196L198 246L201 245L200 249L201 248L204 249V246H205L206 247L205 250H207V248L210 250V247H209L210 245L208 246L206 244L209 241L204 240L205 242H202V240H201L200 243H204V244H200V243L198 244V242H199ZM175 239H177V241ZM225 239H226V237H225ZM151 240H153V241H151ZM174 240L177 242L178 245H176V242ZM253 240H254V242H253ZM164 241H165V243H164ZM128 242L129 241H125L124 245H123L124 251L126 254L130 251L129 248L131 247V244L129 245ZM160 242L167 245V246H165L166 248L163 246L164 244H161ZM230 242H233V241L230 240ZM194 243H193V245L191 244L192 247H190L189 246L190 244H188V248L190 247V249L192 248L194 250L195 249L194 246H197V245H194ZM210 243L212 244L213 242H210ZM226 243L228 244L229 242H226ZM226 243H224V244H226ZM140 244H141V242H140ZM147 245H148V243H147ZM167 249H169V250H167ZM190 249H188L186 251V254H187V252L192 250V249L191 250ZM198 251L205 253L204 250L203 251L198 250ZM207 253H209V252H207ZM183 254L184 255H181L180 261H178L177 263L180 264L183 261V259L185 258L184 257V256H186L185 252ZM236 254L237 253L235 252L233 254L234 255L233 257L237 256ZM201 255H202V253H201ZM201 255H200V258H201ZM202 257H203V255H202ZM222 259H225L224 255L223 256L220 255L219 257L214 259L213 262H216V261L222 260ZM146 260H148V261H146ZM149 260H150V262H149ZM201 260H202V263L200 262L201 264H203V263L206 264V262L208 264V262L210 260H212L211 254L210 253L206 254ZM153 261H155V262H153Z\"/></svg>",
	"mask_w": 264,
	"mask_h": 264
}]
</instances>
